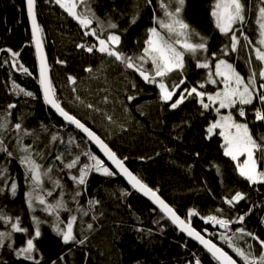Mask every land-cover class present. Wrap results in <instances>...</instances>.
I'll list each match as a JSON object with an SVG mask.
<instances>
[{
    "label": "trees",
    "instance_id": "1",
    "mask_svg": "<svg viewBox=\"0 0 264 264\" xmlns=\"http://www.w3.org/2000/svg\"><path fill=\"white\" fill-rule=\"evenodd\" d=\"M244 2L250 4L252 10L247 15L248 23L243 31L256 43L258 0ZM158 4L159 0H152L151 5H145V0H92L91 6L101 21L110 19L118 25V29L109 31L121 35L119 50L129 56H137L142 52L147 28L153 26V8L157 9L155 15H162ZM211 4L212 0H186L183 18L201 35L209 37V59L211 53H220L218 58L227 59L247 78L249 70L243 54L239 51H229L227 55L221 53L229 39L215 28L210 16ZM36 8L43 42L53 66V85L62 106L102 136L122 159L127 158L124 161L129 168L150 187L158 188L159 194L178 214L187 218L189 210L198 212L199 215L191 219L192 225L241 264L235 253L219 240V234L226 230L202 217L216 215L230 219L234 221L230 225V235L236 228L244 227L264 240V182L251 184L239 175L236 162L224 155V142L218 135L219 131L208 138L207 128L218 118L215 111L202 109L193 98L171 109L170 102L160 99L157 85L148 84L134 69L126 68L114 57L98 51L96 37L85 35L92 27L99 31L98 23L94 21L88 29L83 28L54 0H37ZM137 11L139 18L130 25L129 21ZM100 35L103 38L106 33L100 32ZM27 43H30V29L24 0H0V49L4 50L0 51V121L4 114L10 112L9 129L0 131V135L8 150L13 152L12 157L0 152V166L6 167L10 174L6 183L10 185L15 181L18 184L15 197L11 195L10 188L0 193V210L12 217L19 216L22 226L28 228L30 234H34L35 229L32 216L42 221V235L35 241L40 264H52L53 261L56 264H194L197 257L202 264H217L206 251L182 235L159 209L134 192L118 174L108 177L93 170L83 186H77L71 180L72 175H78V168L90 164L91 154L102 157L85 137L60 120L45 103L34 49ZM82 44L86 47H78ZM87 46H92L93 52L89 53ZM8 49L19 52L15 66L11 65L12 55ZM204 58V54L197 56L199 60ZM215 62L213 59L212 71ZM21 65L31 75L18 70ZM195 65L196 60L186 55L183 73H173L165 82L172 85L186 77L181 90L197 86L198 82L206 79L209 69ZM145 67L150 68L151 65ZM70 76L75 78L74 89L68 84ZM13 81L33 92L34 97L23 93L15 95ZM217 87L208 84L203 90L211 93ZM179 94L177 91L173 100ZM129 96L135 99L129 101ZM9 104L16 107L8 109ZM89 104L93 107H87ZM257 107L260 105L254 101L253 105L246 106L245 111L252 135L259 139L264 135V122L255 121L254 108ZM233 113L244 121L245 118L239 117L235 111ZM16 123H21L23 129L31 133L23 136V145L32 147L37 162L45 169L51 167L53 180L58 179L63 186L55 188L45 178L44 190L53 191V196L46 199L54 202L63 192L72 211L61 210V220L64 221L61 226L66 227L71 215H77L74 233L78 238L87 236L83 245L75 242L65 244L62 237L53 231L55 218L42 211L38 201L34 212L28 208L25 193L29 185L25 182V168L19 163V157L25 153L16 143L18 133L13 128ZM53 135L57 140H52ZM57 156L63 158L57 160ZM77 156L80 158L77 167L67 169L65 165ZM260 167L264 170V163ZM76 191L81 194L73 200ZM236 192L246 198L234 205L227 204L226 199ZM90 200L99 201V204H89ZM241 215L245 216L243 223L235 222ZM88 224L93 225L92 229L87 228ZM6 230H11L9 225L0 221V231ZM27 238L28 234L14 233L12 248L24 246ZM246 239L247 243L253 244L258 256L259 243ZM240 242L245 243L243 240ZM0 264L34 262L17 257L13 250L5 247L0 249Z\"/></svg>",
    "mask_w": 264,
    "mask_h": 264
},
{
    "label": "snow or ice",
    "instance_id": "2",
    "mask_svg": "<svg viewBox=\"0 0 264 264\" xmlns=\"http://www.w3.org/2000/svg\"><path fill=\"white\" fill-rule=\"evenodd\" d=\"M54 2L85 29L93 25L94 21L98 23L99 31L97 28L92 27L90 32H85V35L96 37L99 42L98 51L109 57H114L116 61L121 62L126 68L134 69L148 84L157 85L160 99L164 102H170L171 109H176L189 98H193L202 109L215 111L218 118L210 122L207 128L208 138L210 139L212 134L218 129V135L223 137L224 141L222 145L224 155L236 162L235 167L239 175L251 184L264 182V170H261L260 167L261 163H264V135H260L259 139L252 135L249 123L246 121L247 113L245 111L246 106L253 105L254 101H257L260 107L254 108V118L255 121L264 122V82L258 83V80L264 81V0H258L259 6L255 21L258 26V40L256 43H253L243 31L248 23L247 15L252 10L250 4L246 5L244 0H212L210 7V16L213 19L215 28L229 39V43L222 47L221 53L227 55L229 51H238V48L241 46V38L245 42L243 46L250 48L251 52H254L255 60L259 62V70L257 71L253 67L250 52L249 59L245 61L249 69L247 78L242 76L227 59L218 58L220 53L213 52L211 53V59L208 58L209 37L201 35L183 18L186 0H159L158 9L162 15H155L157 9L153 8V26L147 28V38L143 42L142 52L137 56H129L119 50L118 46L121 43V35L116 34L115 31H109L118 29V25L110 19L107 22L101 21L91 6L92 0H54ZM151 4L152 0H145V5ZM36 6L37 0H26L27 14L31 19L32 39L35 42L36 54L39 58L38 79L43 90L44 101L51 105L66 121L75 125L76 128L81 129L84 133H87L88 137L101 147L108 159L119 169V172L127 177L132 188L143 193L144 196L149 197L158 205L159 209L171 220L172 224L177 225L182 232L187 233L189 237L198 241L217 264H238L237 259H234L228 251H225L223 247L214 243L212 239L206 238L200 231L192 227L191 219L194 215H199L198 212L189 210L187 218L182 219L176 210L158 195V188L153 189L125 166L124 159L127 158L120 159L94 131L62 107L49 74L50 69L43 50L42 28L37 22ZM138 18L139 12L137 11L129 21L130 25L135 24ZM124 31H127V29ZM100 32H104L106 35L102 38ZM78 47L83 48L86 46L82 44L78 45ZM86 50L91 53L93 52V47L87 46ZM0 51L4 50L0 49ZM7 51L12 55L11 65L15 66L19 52H14L12 49H8ZM198 54H204L205 58L203 60L197 59ZM186 55L196 60L195 66L197 68L209 69V71L203 82H198L197 86L181 90L180 86L185 83L186 77H182L179 83H173L172 85L167 84L165 81L173 73H183ZM213 59L216 60L214 71L211 70L213 68ZM148 64L151 65L150 68L145 67ZM18 70L31 75L28 69L23 68L22 65ZM216 77H219V80ZM68 79L73 84L75 83L74 77H69ZM208 84L217 85L216 91L210 93L203 90ZM12 90L17 96L21 93L27 97H34L35 95L33 92L26 91L20 87L15 81L12 82ZM177 91L180 92L179 97L173 100ZM134 99V96L128 97L129 101ZM15 107V104L7 106L8 109ZM87 107L92 108L93 105L89 104ZM222 109H228L226 115L221 112ZM233 111L239 117L245 118L244 121H238L233 115ZM9 116L10 112L3 115V119L0 121V131H8L10 124ZM108 119L111 120V116ZM13 128L18 133L16 143L20 146V151L25 153L19 157V163L25 168V182L29 185V190L25 193L28 208L34 212L38 201L39 206H42V211L55 218L53 221V231L57 236L62 237L65 244L75 242L83 245L87 240V236L78 238L74 233V225L78 219L77 215H71L67 220L66 227L61 226L64 224V221L61 220V210L72 211L64 199L63 192L60 193V198L54 202H49L46 199V197L53 196V191L44 190L45 178L51 181L55 188L63 187L58 179L53 180L51 175L53 169L51 167L45 169L34 158L32 147L23 145V136L31 135V133L27 129H23L21 123H16ZM45 131H47L46 128ZM19 133H22V135ZM52 140H57V136L53 135ZM0 152L6 153L8 157L13 156V152L9 151L4 143L2 135H0ZM85 155L89 154L85 153ZM241 157H244L242 162ZM62 158V156H57L56 159L61 160ZM90 158L93 161L92 164H84L78 168V175L71 176V180L77 186L86 185L89 174L93 170L108 177L117 175L116 172L105 166L104 161L99 157L92 155ZM79 161L80 158L77 156L68 162L65 167L67 169H74L77 167ZM8 179H10L8 169L0 166V193L10 188L11 195L15 197L18 191V184L12 181L9 185L6 183ZM80 194L79 191H76L72 199L76 200ZM245 198L244 194L236 192L234 196L226 199V202L229 205H234V203ZM89 204H99V201L90 200ZM77 211L79 212L81 209H77ZM84 215H87V213L85 212ZM245 215H248V213ZM202 219L219 225L226 230L219 234V240L223 241L235 253L241 264H264V240H260L253 232L247 231L244 227H238L229 235V231H231L230 225L234 221L221 219L216 215H209L202 217ZM244 219L245 216L241 215L237 217L235 222L242 224ZM0 221L9 225L11 229L10 231H0V249L8 247L15 252L17 257H23L25 260L33 261L34 264H40V261L36 257L39 249L35 241L42 235L40 229L42 221L37 216H32V221L35 224L34 234H30L29 229L22 226L19 216L12 217L3 210H0ZM92 227V224L87 225L88 229H92ZM204 231L207 232V229ZM14 233L28 234L24 246L12 248ZM246 238H251L253 241L259 243L260 254L258 256L253 244L247 243ZM241 240L245 241V247L239 246L238 241ZM52 264H56V262L53 261ZM194 264H202L199 257L195 258Z\"/></svg>",
    "mask_w": 264,
    "mask_h": 264
},
{
    "label": "water",
    "instance_id": "3",
    "mask_svg": "<svg viewBox=\"0 0 264 264\" xmlns=\"http://www.w3.org/2000/svg\"><path fill=\"white\" fill-rule=\"evenodd\" d=\"M25 3H26V0H25ZM26 11H27V9H26ZM27 16H28V14H27ZM28 18H29V21H30V27H31V19H30V17L28 16ZM37 22H38V20H37ZM31 32H32V30H31ZM43 40V39H42ZM33 47H34V52H35V57H36V62H37V68H38V76H39V58H38V56H37V54H36V48H35V42L33 41ZM43 50H44V53H45V56H46V62H47V64H48V66H49V69H50V65H49V60H48V55H47V51H46V48H45V45H44V42H43ZM50 74V77H51V73H49ZM40 90H41V93H42V96H43V90H42V87L40 86ZM46 103V102H45ZM47 104V103H46ZM62 105V104H61ZM47 106L52 110V112L60 119V120H62V121H64V122H66L67 124H69L70 126H72L74 129H76L83 137H85L86 138V140L87 141H89L93 146H94V148L98 151V153L100 154V156L106 161V163L132 188V186H131V184L128 182V179H127V177H125L122 173H120L119 172V169H117L116 168V166L108 159V157L105 155V153H104V151L101 149V147L98 145V144H96L95 143V141H93V140H91L89 137H88V135H87V133H84L81 129H78V128H76V126L75 125H73V124H71V123H69L68 121H66L62 116H60V114L54 109V108H52L51 107V105H49V104H47ZM63 107V106H62ZM66 110V109H65ZM66 111H68V110H66ZM69 112V111H68ZM70 113V112H69ZM71 115H74V114H72V113H70ZM75 116V115H74ZM76 117V116H75ZM77 119H79L78 117H76ZM83 124H85L88 128H90L92 131H94L103 141H104V143H106L107 145H108V147L109 148H111L112 149V151H114L113 150V148L109 145V143L102 137V136H100L95 130H93L89 125H87L85 122H83L81 119H79ZM115 152V151H114ZM116 153V152H115ZM117 154V153H116ZM117 156L120 158V159H122L118 154H117ZM124 163H125V166L131 171V172H133L130 168H129V166L127 165V163L124 161ZM134 174H135V172H133ZM135 175H137V174H135ZM133 189V191L134 192H136L137 194H139L140 196H142L144 199H146L148 202H150L151 204H153L157 209H159V206L158 205H156L149 197H147V196H144L143 195V193H141V192H139V191H137L136 189H134V188H132ZM158 195L166 202V203H168L160 194H159V192H158ZM169 204V203H168ZM170 205V204H169ZM171 206V205H170ZM172 207V206H171ZM160 210V209H159ZM161 211V210H160ZM177 212V211H176ZM161 213L170 221V223L172 224V222H171V220L161 211ZM178 214V213H177ZM182 219H186V218H184L183 216H181L180 214H178ZM182 235H184L185 237H187V238H189L190 240H192L194 243H196L198 246H200L202 249H204L203 248V246L202 245H200L199 244V242L198 241H196L194 238H192V237H189L188 235H187V233H185V232H182L181 230H180V228L177 226V225H174V224H172ZM191 225H192V223H191ZM192 227H194L193 225H192ZM195 228V227H194ZM196 229V228H195ZM197 230V229H196ZM197 231H199V230H197ZM202 233V232H201ZM203 235H205L204 233H202ZM205 237L206 238H208V239H210L209 237H207L206 235H205ZM214 242V241H213ZM215 243V242H214ZM220 246V245H219ZM205 250V249H204ZM206 251V250H205ZM226 251V250H225ZM230 254V253H229ZM210 255V254H209ZM231 255V254H230ZM234 258V257H233ZM235 259V258H234ZM239 264V263H238Z\"/></svg>",
    "mask_w": 264,
    "mask_h": 264
},
{
    "label": "rangeland",
    "instance_id": "4",
    "mask_svg": "<svg viewBox=\"0 0 264 264\" xmlns=\"http://www.w3.org/2000/svg\"><path fill=\"white\" fill-rule=\"evenodd\" d=\"M239 35V34H238ZM244 41H243V39L241 38V46L238 48V51H239V53L240 54H243V57H244V61H246V60H248L249 59V55H250V52H251V49L250 48H248V47H245V46H243L244 45ZM251 58H252V65H253V67L258 71L259 70V62L258 61H256L255 60V54H254V52H251ZM36 60V59H35ZM246 64V63H245ZM246 67H247V69H248V65L246 64ZM36 68H37V63H36ZM249 70V69H248ZM37 75H38V68H37ZM70 77H72V76H70ZM69 80V79H68ZM264 82V81H263ZM68 84H69V87L70 88H73L74 87V84L71 82V81H68ZM74 89V88H73ZM74 93V92H73ZM75 94V93H74ZM222 110H224L222 113L223 114H227V112H228V109H222ZM233 115L235 116V118L238 120V121H241V120H239L238 119V117L233 113ZM216 131H219L218 129L216 130ZM223 138V137H222ZM92 155H94V154H91V156ZM90 156V157H91ZM96 156V155H95ZM98 157V156H97ZM100 158V157H99ZM101 159V158H100ZM103 159V158H102ZM101 159V160H102ZM241 159V162L243 161V159H244V157H241L240 158ZM90 164H92L93 163V161L90 159ZM104 161V160H103ZM89 164V165H90ZM104 164H105V166H107V167H109L108 166V164L104 161ZM110 168V167H109ZM110 170H112L111 168H110ZM113 171V170H112ZM230 235V234H229ZM244 242V241H243ZM238 243H239V246H241V247H245V243H241L240 241H238Z\"/></svg>",
    "mask_w": 264,
    "mask_h": 264
},
{
    "label": "bare ground",
    "instance_id": "5",
    "mask_svg": "<svg viewBox=\"0 0 264 264\" xmlns=\"http://www.w3.org/2000/svg\"><path fill=\"white\" fill-rule=\"evenodd\" d=\"M24 3H25V0H24ZM25 8L27 9V7H26V3H25ZM27 12V11H26ZM37 20H38V24L40 25V22H39V19H38V16H37ZM27 21H28V24H29V29H30V43H27L26 45L27 46H31L33 49H34V47H33V39H32V32H31V27H30V21H29V18H28V16H27ZM42 39H43V35H42ZM98 47H99V43H98V46H97V49H98ZM35 53V52H34ZM35 59H36V57H35ZM48 60H49V58H48ZM37 63V62H36ZM49 65H50V73H51V80H52V83H53V79H52V70H53V66H52V64L50 63V61H49ZM39 77V76H38ZM263 82V81H262ZM40 85V84H39ZM240 120V119H239ZM242 121V120H241ZM243 122V121H242ZM224 142V141H223ZM109 166V165H108ZM110 167V166H109ZM111 168V167H110ZM112 169V168H111ZM113 170V169H112ZM185 218V217H184ZM200 247V246H199ZM201 248V247H200ZM204 250V249H203ZM205 251V250H204ZM238 262V261H237Z\"/></svg>",
    "mask_w": 264,
    "mask_h": 264
}]
</instances>
